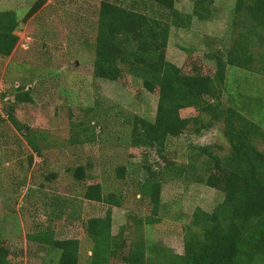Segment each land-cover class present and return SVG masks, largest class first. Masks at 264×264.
Masks as SVG:
<instances>
[{
  "label": "rangeland",
  "instance_id": "1",
  "mask_svg": "<svg viewBox=\"0 0 264 264\" xmlns=\"http://www.w3.org/2000/svg\"><path fill=\"white\" fill-rule=\"evenodd\" d=\"M101 1L0 0V10H15L20 20L17 46L11 55L0 56V236L17 264H52L58 253L29 239L47 229L57 238L79 239L80 264H91L92 241L85 224L110 207L84 198L91 183H101L105 193L121 197V206H111L113 233L125 225V237L179 254L185 250L184 227L196 208L211 211L224 198L221 190L197 182L201 170L190 167L183 176L165 179L161 222H140L153 210L150 198L139 190L148 168L158 173L169 162L180 166L191 157L202 160L198 145H212L225 155L229 143L218 123L200 133L188 129L169 138L163 153L145 144L132 145L134 116L154 120L157 89L129 75L122 81L94 76ZM235 1L213 0L207 20L193 17L185 26H171L167 58L189 72L200 68L213 73V60L204 55L232 44ZM39 2L40 8L30 15ZM175 7L182 15L191 14L194 0H175ZM226 82L223 100H235L264 129V75L229 68ZM20 87L31 91L33 103L16 101ZM12 105L16 118L40 136L39 154L8 118ZM257 145L264 151L263 139ZM79 165L86 167L84 180L73 175ZM118 264L128 263L121 259Z\"/></svg>",
  "mask_w": 264,
  "mask_h": 264
},
{
  "label": "trees",
  "instance_id": "2",
  "mask_svg": "<svg viewBox=\"0 0 264 264\" xmlns=\"http://www.w3.org/2000/svg\"><path fill=\"white\" fill-rule=\"evenodd\" d=\"M133 2L136 4L101 1L93 60L97 78L122 81L129 75L141 79L146 88L157 89L155 118L134 116L132 145L145 144L163 153L169 138L179 137L188 129L200 133L218 123L223 124L229 143L225 155L212 145H198L199 156H205L202 160L191 157L180 166L169 162L158 173L148 168L149 174L139 190L150 198L153 210L140 222H161L165 179L183 176L190 167L201 170L195 175L197 182H207L221 190L224 198L211 211L196 208L191 223L184 227L185 250L179 254L145 239L125 237V225L113 233L112 207L121 206V197L105 193L101 183L88 184L85 199L110 204L104 216L91 217L85 224L92 241L91 264H118L121 259L128 264H264V151L257 145L259 139L264 140V129L235 100H223L229 68L264 75V0L235 1L232 44L224 51L204 55L213 60V73L200 68L189 72L167 58L171 26H185L193 17L207 20L212 15L213 0H194L193 12L187 15L176 9L175 0ZM40 3L33 6L30 15L40 8ZM19 25L15 10H0V56L11 55L17 46ZM18 90L17 102H34L30 90ZM13 109L14 105L6 112L8 118L39 154L40 136L21 123ZM187 110L195 113L186 114ZM73 175L84 180L86 167L77 166ZM29 239L58 253L52 264H80L77 238H57L53 230L47 229L30 234ZM0 264H17L1 236Z\"/></svg>",
  "mask_w": 264,
  "mask_h": 264
}]
</instances>
